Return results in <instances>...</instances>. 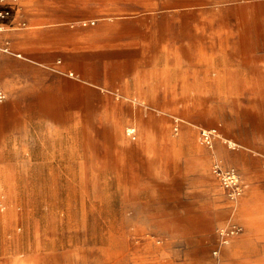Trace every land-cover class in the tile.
<instances>
[{
	"label": "rangeland",
	"instance_id": "1",
	"mask_svg": "<svg viewBox=\"0 0 264 264\" xmlns=\"http://www.w3.org/2000/svg\"><path fill=\"white\" fill-rule=\"evenodd\" d=\"M178 3L180 64L194 72L162 85L191 97L127 100L121 125L0 126V264H209L231 201L203 126L249 182L243 199L257 193L259 231L235 251L245 221L223 264H264V0Z\"/></svg>",
	"mask_w": 264,
	"mask_h": 264
},
{
	"label": "crops",
	"instance_id": "2",
	"mask_svg": "<svg viewBox=\"0 0 264 264\" xmlns=\"http://www.w3.org/2000/svg\"><path fill=\"white\" fill-rule=\"evenodd\" d=\"M178 2L6 0L10 14L3 35L24 57L0 53V85L6 93L0 101V126L121 125L130 116L127 100L191 97L193 89L184 95L178 82L174 88L162 85L167 74L194 72L190 61L186 67L180 64ZM186 13L194 16V11ZM245 181L235 219L243 226L241 233L246 222L249 227L235 239V251L260 228L257 193L243 199L249 188ZM237 235L221 248L222 264Z\"/></svg>",
	"mask_w": 264,
	"mask_h": 264
},
{
	"label": "built area",
	"instance_id": "3",
	"mask_svg": "<svg viewBox=\"0 0 264 264\" xmlns=\"http://www.w3.org/2000/svg\"><path fill=\"white\" fill-rule=\"evenodd\" d=\"M6 0H0V53L10 54L23 58L21 52L13 50L7 39L4 37V32L7 30L4 19L10 14L9 10L4 6ZM85 24V22H83ZM69 74L72 75L71 72ZM5 90L0 85V101L5 98ZM173 132H178L183 119L179 116H173L172 119ZM126 135L135 139L137 131L135 125L126 127ZM221 137L217 126H203L198 130L199 142L206 147L210 152V173L215 178L222 194L231 201L230 210L225 221L215 228L216 244L211 248V262L209 264H222L221 248L230 243L231 238L243 231V226L235 219L236 201L244 193L247 185L240 171L233 165L226 164L223 158L217 153L215 148V140ZM223 141L229 147H236L238 143L234 140L223 138Z\"/></svg>",
	"mask_w": 264,
	"mask_h": 264
},
{
	"label": "bare ground",
	"instance_id": "4",
	"mask_svg": "<svg viewBox=\"0 0 264 264\" xmlns=\"http://www.w3.org/2000/svg\"><path fill=\"white\" fill-rule=\"evenodd\" d=\"M230 139V138H229Z\"/></svg>",
	"mask_w": 264,
	"mask_h": 264
}]
</instances>
